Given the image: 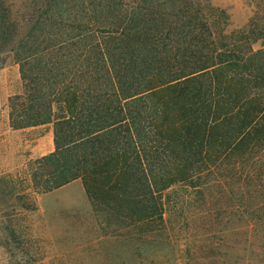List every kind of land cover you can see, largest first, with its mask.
<instances>
[{
  "label": "trees",
  "instance_id": "16d2710c",
  "mask_svg": "<svg viewBox=\"0 0 264 264\" xmlns=\"http://www.w3.org/2000/svg\"><path fill=\"white\" fill-rule=\"evenodd\" d=\"M24 3L15 19L0 0V66L11 56L23 86L9 127L52 128L37 193L79 179L118 228L152 230L215 169L263 179L264 28L224 35L223 12L197 0Z\"/></svg>",
  "mask_w": 264,
  "mask_h": 264
},
{
  "label": "rangeland",
  "instance_id": "374dc122",
  "mask_svg": "<svg viewBox=\"0 0 264 264\" xmlns=\"http://www.w3.org/2000/svg\"><path fill=\"white\" fill-rule=\"evenodd\" d=\"M197 1L223 12L224 35L264 28V0ZM5 3L15 19L24 12V0ZM263 48L262 40L251 45ZM22 92L9 56L0 66V264H264V177L253 184L242 164L178 188L152 230L118 228L95 211L79 179L37 193L34 162L53 152V134L50 125L9 127L7 99Z\"/></svg>",
  "mask_w": 264,
  "mask_h": 264
}]
</instances>
